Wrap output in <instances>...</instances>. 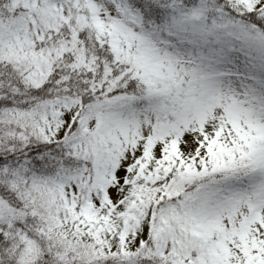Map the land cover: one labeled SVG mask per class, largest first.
I'll return each instance as SVG.
<instances>
[{"label":"snow or ice","instance_id":"obj_1","mask_svg":"<svg viewBox=\"0 0 264 264\" xmlns=\"http://www.w3.org/2000/svg\"><path fill=\"white\" fill-rule=\"evenodd\" d=\"M0 264H264V0H0Z\"/></svg>","mask_w":264,"mask_h":264}]
</instances>
